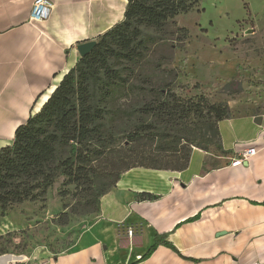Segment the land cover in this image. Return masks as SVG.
Segmentation results:
<instances>
[{
  "label": "crops",
  "instance_id": "obj_1",
  "mask_svg": "<svg viewBox=\"0 0 264 264\" xmlns=\"http://www.w3.org/2000/svg\"><path fill=\"white\" fill-rule=\"evenodd\" d=\"M50 1V17L32 22L35 0H0V148L76 64L78 45L123 20L127 5ZM258 116L261 125L254 122ZM219 129L225 153L213 161L195 149L183 171L125 172L101 199L100 213L84 220L71 246L46 263L264 264V112L232 111ZM249 148L256 154L235 165ZM143 193L157 198L142 200ZM160 234L173 247L161 244L144 258Z\"/></svg>",
  "mask_w": 264,
  "mask_h": 264
},
{
  "label": "trees",
  "instance_id": "obj_2",
  "mask_svg": "<svg viewBox=\"0 0 264 264\" xmlns=\"http://www.w3.org/2000/svg\"><path fill=\"white\" fill-rule=\"evenodd\" d=\"M201 1L127 0L123 20L97 37L0 148L2 212L43 199L63 180L60 195L76 200L58 215L67 225L71 214H99L101 199L131 169L183 171L193 148L225 153L219 124L231 118L229 104L189 95L200 85L179 82L174 66L176 50L190 38L175 19L199 11ZM167 238L157 235L144 258L161 244L173 247Z\"/></svg>",
  "mask_w": 264,
  "mask_h": 264
},
{
  "label": "rangeland",
  "instance_id": "obj_3",
  "mask_svg": "<svg viewBox=\"0 0 264 264\" xmlns=\"http://www.w3.org/2000/svg\"><path fill=\"white\" fill-rule=\"evenodd\" d=\"M175 21L190 33L184 49L176 50L179 82L201 87L189 95L204 93L214 102L228 103L231 113L264 112V0H202L199 11ZM199 150L210 154V161L220 155L214 146ZM62 182L43 199L0 210V257L19 258L10 264H42L71 246L92 215L71 214L67 225L58 222V215L76 203L60 195Z\"/></svg>",
  "mask_w": 264,
  "mask_h": 264
},
{
  "label": "built area",
  "instance_id": "obj_4",
  "mask_svg": "<svg viewBox=\"0 0 264 264\" xmlns=\"http://www.w3.org/2000/svg\"><path fill=\"white\" fill-rule=\"evenodd\" d=\"M54 8V4L50 0H35L31 13L30 21L32 22H43L47 20ZM255 148H249L243 151L241 156L234 161L235 165L242 164L244 161H247L249 157L256 154ZM132 233V232H131ZM47 264V263H42Z\"/></svg>",
  "mask_w": 264,
  "mask_h": 264
},
{
  "label": "water",
  "instance_id": "obj_5",
  "mask_svg": "<svg viewBox=\"0 0 264 264\" xmlns=\"http://www.w3.org/2000/svg\"><path fill=\"white\" fill-rule=\"evenodd\" d=\"M96 45V41L92 40V41H87L84 42L80 45H78L77 50L80 54V56H85L86 54H88ZM254 122L258 125L262 124V117L258 116L254 119Z\"/></svg>",
  "mask_w": 264,
  "mask_h": 264
},
{
  "label": "bare ground",
  "instance_id": "obj_6",
  "mask_svg": "<svg viewBox=\"0 0 264 264\" xmlns=\"http://www.w3.org/2000/svg\"><path fill=\"white\" fill-rule=\"evenodd\" d=\"M19 258L16 257V256H2L0 257V264H10V263H13V262H16L18 261Z\"/></svg>",
  "mask_w": 264,
  "mask_h": 264
}]
</instances>
